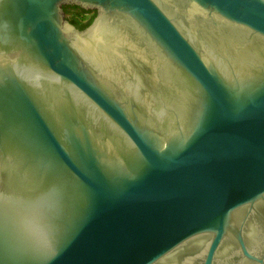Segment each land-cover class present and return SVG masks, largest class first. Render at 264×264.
Listing matches in <instances>:
<instances>
[{
  "label": "water",
  "instance_id": "1",
  "mask_svg": "<svg viewBox=\"0 0 264 264\" xmlns=\"http://www.w3.org/2000/svg\"><path fill=\"white\" fill-rule=\"evenodd\" d=\"M0 264H264V0H0Z\"/></svg>",
  "mask_w": 264,
  "mask_h": 264
},
{
  "label": "trees",
  "instance_id": "2",
  "mask_svg": "<svg viewBox=\"0 0 264 264\" xmlns=\"http://www.w3.org/2000/svg\"><path fill=\"white\" fill-rule=\"evenodd\" d=\"M80 10L81 12L79 13H76V16L82 14V13H86L85 11L77 8V7H64V11H65V14H70V10ZM96 13L94 14V16L89 20L87 21L86 23H83L81 20H79L78 18H75V17H72V18H69L68 20L73 24L75 25L79 30H83L85 29L86 27H88L91 22L93 21L94 17H95Z\"/></svg>",
  "mask_w": 264,
  "mask_h": 264
},
{
  "label": "rangeland",
  "instance_id": "3",
  "mask_svg": "<svg viewBox=\"0 0 264 264\" xmlns=\"http://www.w3.org/2000/svg\"><path fill=\"white\" fill-rule=\"evenodd\" d=\"M80 13L81 11L80 10H70V14H66V18L69 19V18H72V17H75V18H78L79 20H81L83 23H86L87 21H89L95 14V12H86V13H82L78 16H76V13Z\"/></svg>",
  "mask_w": 264,
  "mask_h": 264
}]
</instances>
